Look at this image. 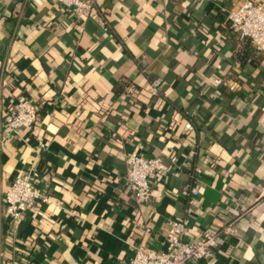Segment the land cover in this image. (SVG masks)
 Instances as JSON below:
<instances>
[{"label":"crops","instance_id":"crops-1","mask_svg":"<svg viewBox=\"0 0 264 264\" xmlns=\"http://www.w3.org/2000/svg\"><path fill=\"white\" fill-rule=\"evenodd\" d=\"M243 2L94 0L80 21L55 0H0V264H120L140 244L161 251L187 184L199 195L186 240L236 229L187 264H264V55L226 20ZM152 78L165 82L156 96ZM21 95L36 121L8 131ZM133 151L177 157L151 176L149 203L124 185ZM29 171L49 202L12 220L5 190Z\"/></svg>","mask_w":264,"mask_h":264},{"label":"built area","instance_id":"built-area-1","mask_svg":"<svg viewBox=\"0 0 264 264\" xmlns=\"http://www.w3.org/2000/svg\"><path fill=\"white\" fill-rule=\"evenodd\" d=\"M60 12L72 15L75 19L84 20L93 9L94 0H55ZM229 27L237 32L241 38L249 40L254 51L264 55V4L255 0H244L234 10L226 13ZM103 25L104 22L100 21ZM140 63L144 61L140 59ZM144 70V68H142ZM216 84L221 79L215 80ZM165 84L160 78H152L147 86L150 95L155 96ZM38 114L36 103L25 95L17 98L13 107L4 115V123L8 131H29L32 129ZM185 128H191L190 121ZM170 163L166 164L157 157H148L139 152H130L125 159L126 173L124 185L137 203H149L152 197L151 176L154 174H167L173 170L172 164L177 161L176 155H171ZM196 172L200 169L196 168ZM181 194L189 198L184 209V215L178 219L168 221L167 240L165 248L161 251L148 248L144 244L136 247L133 257L120 264H187L194 259L211 257L218 246L220 232L234 234L235 226L230 223L222 231L205 228L193 240H186L190 216L193 212L191 203L199 195L195 186L185 185ZM38 202H49L48 197L41 194L35 184L34 173L27 172L16 175L4 193L5 213L12 220H18L22 215Z\"/></svg>","mask_w":264,"mask_h":264},{"label":"trees","instance_id":"trees-1","mask_svg":"<svg viewBox=\"0 0 264 264\" xmlns=\"http://www.w3.org/2000/svg\"><path fill=\"white\" fill-rule=\"evenodd\" d=\"M120 89H121L120 87H119V88H116V92L119 93V92H120ZM158 94H159V93H158ZM158 94H157V95H158ZM155 96H156V95H155Z\"/></svg>","mask_w":264,"mask_h":264}]
</instances>
